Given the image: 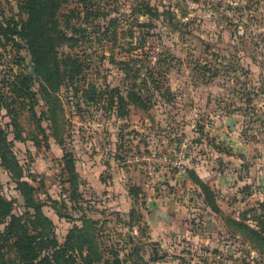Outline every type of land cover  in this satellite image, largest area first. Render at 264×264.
<instances>
[{
  "label": "rangeland",
  "instance_id": "374dc122",
  "mask_svg": "<svg viewBox=\"0 0 264 264\" xmlns=\"http://www.w3.org/2000/svg\"><path fill=\"white\" fill-rule=\"evenodd\" d=\"M1 98L0 264H264V0H0Z\"/></svg>",
  "mask_w": 264,
  "mask_h": 264
},
{
  "label": "trees",
  "instance_id": "16d2710c",
  "mask_svg": "<svg viewBox=\"0 0 264 264\" xmlns=\"http://www.w3.org/2000/svg\"><path fill=\"white\" fill-rule=\"evenodd\" d=\"M39 22L43 23L44 21L42 19H39L38 20ZM36 32V31H35ZM20 34L22 36H24L26 39L27 37L29 38L30 35H32L30 32L29 33H26V31H22L20 32ZM27 36V37H26ZM32 38V37H31ZM29 46H30V50L31 52L34 54V56H36V62L38 64V69L39 71L42 72V66L44 65V57L43 56H46V55H49V51H46V55L45 53L42 54V50L41 48H37L36 45L34 44L33 41H29ZM60 72V71H59ZM66 74H68L70 77V79L68 78V82L71 81L73 78H74V74H75V77L78 76L79 74V69L70 73V71L67 69L66 71ZM55 77V78H54ZM31 77H28L26 80H30ZM61 76H54V73H51V75L49 76V86H50V89L48 90L47 92V95L49 98H52L53 97V92L56 91L58 89V84L59 82H61ZM75 91L77 93H79L80 91V88L77 87L75 89ZM84 94H87L88 91H83ZM3 98H1L0 100H2ZM56 110L51 108L50 109V116H51V119L53 121H57L56 120ZM1 133H4V131L1 129L0 130ZM0 157L3 158L2 155H0ZM2 162H4L5 164V168L9 169V166L8 164L3 160ZM10 170V169H9ZM198 183L201 185L202 182L198 181ZM20 187H24L25 185H27L29 187V190L31 192V194L27 195L25 194L24 195V199H25V202H26V206L27 207H31L33 208L34 210V213L35 214H38L40 212H42V209L43 207L46 205L45 203H41V202H38V203H35V204H32L35 200L34 198V195H33V192L36 191L35 187L29 185L28 183L26 182H20L18 184ZM77 189V187H74V191ZM4 199V198H3ZM2 197H0V224L2 223V221H5L6 218L9 219V225H8V229H15L17 226H19L21 224V221L23 220V216H20V215H17L15 214L13 211H12V202L11 201H8L6 199L3 200ZM72 199H74V197H72ZM51 201L54 203L53 204V207L58 209L57 205H56V201L51 199ZM8 208V209H7ZM60 216H63L62 214H60ZM264 220V217H262L261 220L259 221H262ZM252 232L256 233L255 230H252L250 229ZM75 231H81V229H79L78 227H75L74 230H72V232L70 233V235L67 237V241H66V244L64 247H60L61 245L60 244H57L59 245V247L65 251L67 249V247L69 246V244L71 243V239L73 237V233ZM1 233V232H0ZM1 235V234H0ZM22 236V235H21ZM26 238L28 239V241L24 242L21 244V246L19 247V250L21 251V254H20V259L22 261V264H46L50 261V256H45V257H40L41 254L37 251V248L39 246H41L42 244H44L43 240L41 242H36L35 241V237L33 235H30V236H27L26 235ZM5 262V260H2Z\"/></svg>",
  "mask_w": 264,
  "mask_h": 264
},
{
  "label": "crops",
  "instance_id": "0c3cea01",
  "mask_svg": "<svg viewBox=\"0 0 264 264\" xmlns=\"http://www.w3.org/2000/svg\"><path fill=\"white\" fill-rule=\"evenodd\" d=\"M178 175H180V174H173V173H171V174H168L167 175V177L169 178V180H171V182H174L173 180V176L175 177H177ZM176 182V181H175ZM195 184V186H197V188H198V190L201 192V190H200V187L196 184V183H194ZM179 186H181V184H179ZM178 187H176V189H177ZM177 191H179L178 189H177ZM176 197H177V195H176V191H173V192H171V193H166L165 194V196H159L158 194H157V204H158V206L156 207V209H155V215L153 216V219H152V221L151 220H148V222H149V224H151V226H152V228L154 229H156L157 230V226L158 225H160V226H162V225H165L167 222H169V223H174V222H177V220H178V218H179V215L178 214H176V216L175 217H172L171 215H172V210L174 209V207H178V210L180 211V212H183V211H181V208L183 207V205L182 204H180V200H179V197L180 196H178V198L176 199ZM161 202V203H160ZM159 208V215H157V209ZM161 209V210H160ZM153 211V210H152ZM170 216V217H169ZM161 218H162V220H161ZM172 218V219H171ZM159 219V220H158ZM157 220H158V222H157ZM162 222V223H161ZM158 223V224H157Z\"/></svg>",
  "mask_w": 264,
  "mask_h": 264
},
{
  "label": "built area",
  "instance_id": "2783aa9c",
  "mask_svg": "<svg viewBox=\"0 0 264 264\" xmlns=\"http://www.w3.org/2000/svg\"><path fill=\"white\" fill-rule=\"evenodd\" d=\"M180 159L179 160L178 159H171L170 157H167L165 155H157V171L160 170L161 167H165V165H171L172 167L180 166L181 165ZM144 170L146 171L147 175H149L150 178L153 177L154 174L156 173L155 165L145 167Z\"/></svg>",
  "mask_w": 264,
  "mask_h": 264
}]
</instances>
